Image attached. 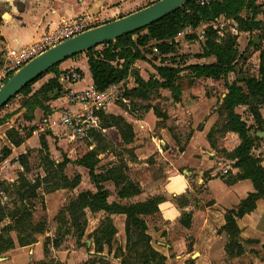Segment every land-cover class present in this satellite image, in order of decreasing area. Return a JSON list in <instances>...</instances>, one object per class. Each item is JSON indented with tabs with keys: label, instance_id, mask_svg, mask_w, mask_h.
<instances>
[{
	"label": "rangeland",
	"instance_id": "rangeland-1",
	"mask_svg": "<svg viewBox=\"0 0 264 264\" xmlns=\"http://www.w3.org/2000/svg\"><path fill=\"white\" fill-rule=\"evenodd\" d=\"M243 16L247 17L246 14ZM233 30L232 23H228L220 39L224 45H231L235 50V70L218 80L196 79L187 69L189 66L187 64L191 65L195 62L192 57L199 52V48L195 49L196 51L182 50L185 54L180 53L181 49H178V54L181 55L174 58L150 57L160 66L175 65L180 70L181 79L178 81L180 90L176 92L175 97L170 90L160 87L139 89L128 98L139 106L134 108L135 112L132 114L135 119H141L145 115L143 108L150 106L155 110V117L159 121L155 125L147 124L140 129L136 126V122H133L136 127L135 137L132 144L128 146L123 144L115 129L105 130L104 136L112 143L104 152L101 151L96 158L90 160V163L94 164V174L98 176L97 180H93L89 171L79 166L78 163L97 146L99 148L94 138L90 136V132L97 128L100 121L93 122L89 118L91 115L96 117L99 111L85 114L75 131L66 130L62 125V129H56L54 133L45 130L27 147L23 146L12 151V155L0 164V205L7 206L11 211L15 209V206L22 209L23 204L30 208L32 217L21 236L34 234L35 243L24 248L17 245L15 248L17 250L0 255V264H41L43 262L46 264H121L123 258L128 264H143L145 261V256L142 254L144 244H135V242L127 244L126 219L116 214L114 208L108 215L102 212L94 215L89 213L87 215L88 224L84 223L85 219H81L77 222L79 225H73V220L69 215L70 205L83 193L97 194L99 185L103 188L110 207L130 206L159 199L158 212L144 217V220L148 228L147 234L151 238L150 246L156 252L161 251L167 255H163L166 264H264V250H260L261 246L253 241L247 243L251 246L245 258L233 260L228 255V257H221L219 253L210 254L206 246L203 249L193 250L192 244L189 246L185 243L182 234L191 226L192 209L211 206L214 203L207 189L210 179L222 172L226 175L225 183L229 185L236 181L241 172L236 167L241 141L231 129L233 118L225 102L229 94L228 86L233 83L243 88L245 95L241 105L234 108V114L245 124L248 135L253 140L252 156L261 164L264 162V96H250L245 85L236 82V79L242 78L243 75L259 73V57L262 56L263 49L262 46H255V49L251 46L243 53V48L236 43ZM133 38L136 40L137 36ZM104 49V46H99L94 49V52H102ZM256 51L258 55H255ZM159 60L162 63H159ZM134 72L136 73V70ZM156 76L157 74L149 75V78ZM43 87L41 81L35 83L0 110L2 125L0 127V155L2 149L8 147L6 145L8 142L4 137L8 130L14 129L20 136H28L30 131L39 129L40 123L43 124L44 117L38 111L39 109L43 110L46 115L51 114L48 104L53 100L54 93L50 94L48 90L43 91ZM113 100L117 105L124 107L120 97H115ZM123 109L129 110L128 108ZM74 112L80 113V108L75 107ZM256 114H260V120L256 118ZM209 117L213 118V124L211 123L212 127L208 128L206 133L207 149L205 150L208 155L205 156L215 161L216 164L213 171L198 172L189 165H185V161L179 158V152L185 149L195 130L203 131ZM165 138L173 139L175 144L172 146L163 144ZM41 139L44 140L46 147L41 146ZM23 154H27L28 157V172L18 161L19 156ZM64 160L69 163L65 165L62 173H58L68 179V182L64 183L65 188L46 195L39 190L37 199L21 200V196L27 189L17 190L15 188V185L21 186V178H25L29 184L33 185L38 178L46 176L47 169L52 174L58 171L57 166L63 164ZM116 166L122 168L127 180L134 184L136 190L140 191L139 195L123 200L119 197V193L121 188L126 186L127 181L122 178L117 187L112 181L103 180L112 168L117 169ZM175 178L181 186L183 184L189 186L188 195L176 192L178 196H171L168 190L169 184L171 179ZM218 187L220 188V185ZM257 204L264 205V193L256 199L255 205ZM170 207L179 209L180 217L178 215L174 217L178 220V224H170V226L167 225V229H163L160 209L166 210ZM215 211L221 213L218 218L223 217L224 222L217 221ZM227 211V209L224 211L219 208L212 210L211 216L215 220L213 221L215 225L207 229L210 234H213L211 237L217 233L219 235L229 233L225 230ZM208 214L211 213L208 212ZM106 218L111 220L116 233L113 236L111 248L104 246L103 253L96 254V238L101 237L100 231L106 224ZM9 222L6 220L4 224ZM253 223L255 224L253 228H249L250 235L261 236L264 231V221L260 223L257 218ZM4 224H0V229ZM95 231H97L96 238L93 235ZM168 233L171 234V240H167L170 250L161 249L164 247L162 245L166 244L162 237ZM10 236L17 241L16 232H11ZM45 242L48 246V256H45L43 252ZM53 242H57V248L53 247ZM40 248L41 254L38 251Z\"/></svg>",
	"mask_w": 264,
	"mask_h": 264
},
{
	"label": "trees",
	"instance_id": "trees-1",
	"mask_svg": "<svg viewBox=\"0 0 264 264\" xmlns=\"http://www.w3.org/2000/svg\"><path fill=\"white\" fill-rule=\"evenodd\" d=\"M257 1L258 0H206L203 2L202 0H192L183 8L146 29L134 32L133 34L125 36L115 42L103 45L105 49L102 52H94L93 49L84 53L88 58L89 71L92 76L94 89L99 93H105L110 88L127 80L133 63L137 60H145V54H152L151 48H155L160 56L177 54L179 46L176 44L175 40L184 30L189 28L197 29L201 26L209 25L217 19L224 18L235 22L240 32L252 34L261 32L263 34L264 25L260 21H257L258 15L260 14V7L257 5ZM243 14H246L247 17H244ZM134 36H137L136 40L133 38ZM204 41L203 53L198 57L206 58L214 56L217 62L211 65L188 66L187 69L194 78L218 80L225 77L229 72L235 70L234 62L236 54L231 45H224V42L220 39L218 34L210 28H207L205 32ZM152 44L154 46H152ZM58 67L59 65L49 70L32 84L25 87L20 93L28 90V88L40 81L45 75L53 73L55 74V78L51 79L47 85H44L43 91L47 92L48 90L50 94L54 93L52 97L53 100L63 97L64 90L59 83L60 73L58 72ZM259 68L258 74L243 75L241 76L242 78L236 79L237 83H243L245 85L250 96H264V53H262V56L260 57ZM154 69L157 72L159 79L150 78L148 82L140 78L138 73L132 72L135 76L137 89L129 92L127 91L124 97L128 99L139 89H149L154 87L170 90L176 97V92L180 90L178 84V81L181 79L180 70L170 66H160L155 67ZM78 72L81 73L80 71ZM228 90L229 94L226 96L225 102L227 104V109L230 110V116L233 118L231 129L238 135V138L241 141L238 151V164L236 166L241 172L236 181L229 185L225 183L226 175L222 172L210 180L220 179L227 186H233L240 181L250 180L254 186L255 193L250 194L249 197L241 203L238 210H229L225 216V230L229 231V233L231 232V234L226 233L228 237L226 252L230 258H238L243 255L244 249L238 241L240 229L237 226V220L249 215L256 209L255 201L259 195L264 193V166L252 156L251 150L253 147V140L248 135L245 124L241 122L236 114H234V108L240 106L242 99L245 97L243 94V88L238 86V84L233 83L231 86H228ZM136 107L139 106H137L135 102L130 101L128 110L129 114H134V108ZM130 108L132 109L130 110ZM151 108L152 107L150 106L144 107L143 110L145 114H147ZM102 110L103 109L97 113V118L100 121V124L96 129H93L90 132V136L94 138V141L99 145V148L97 146L94 151L88 153V155L78 163L79 166H82L89 171L93 180H97L98 176L94 174V164L90 163V160L96 158L101 151L104 152L110 146V143H112L106 138V136H104V131L115 129L123 144L126 146L132 144L135 137L132 126L126 122L123 117L109 115ZM153 111L154 114H156L154 109ZM256 118L260 120V114H256ZM30 135L22 137L14 129L9 130L6 133L9 143L16 149L21 148ZM40 141L41 146L46 147L44 140L41 139ZM183 151L184 150H181L180 152L182 153ZM11 155L12 150L8 147H4L0 155V164L5 162ZM27 159V154H23L18 158L19 163L26 172L29 171ZM68 163L67 160H64L63 164L57 166L58 171L54 174L50 173L51 171L47 169L48 173L45 171L46 176L44 178H38L33 185L29 184L25 178H21V186L15 185L17 190H24V188H27L21 196V200L23 201L26 199L33 201L37 199L39 190L46 195L65 188L64 183H67L68 179L66 176L59 174L58 172L62 173L63 168ZM116 167L117 169L112 168L108 174L103 177V180L112 181L117 187H119L121 179L124 178V180L127 181V184L125 187L121 188V192L119 193V197L123 200L139 195L140 191L138 189L136 190L134 184L127 180L121 170L122 168L119 166ZM96 184L99 183L96 182ZM131 191H133V193H131ZM17 193L20 194L19 192ZM159 203V199H154L145 203H138L130 206L114 205L113 207H110L107 203L106 194L103 191V188L99 185L97 186V194H81L78 199L70 205L69 215L73 220V225H79L77 222L81 219H85L84 223L88 224L87 215L89 213L94 215L98 212H102L108 215L111 213L112 208H114L116 214L122 215L126 219L127 244L132 242H135V244H144L142 254L145 256V261L143 264H166L165 257L156 252L150 246L151 238L147 234L148 228L144 220V217L158 212ZM21 206L22 209L15 206V209L11 211L7 206L2 207L0 205V224H4V221L6 220L10 221L9 223L4 224L0 229V255L14 250L17 245L20 248H24L35 243V238H33L34 234L21 236L24 228L30 222L32 217L30 208L24 204ZM105 221L106 224L102 226L100 231L101 237L96 238L97 231L93 233L96 238V254L103 253L104 246H107L108 249L111 248L113 236L116 233L115 228L111 224V220L106 218ZM11 232L17 233V241H14L10 236ZM132 234H134V236H132ZM56 243L57 242H53V247L55 248L58 247V244L56 245ZM43 252L45 256H48L49 251L46 242L43 247ZM41 264L46 263L43 262ZM121 264H128L125 258L122 259Z\"/></svg>",
	"mask_w": 264,
	"mask_h": 264
},
{
	"label": "crops",
	"instance_id": "crops-1",
	"mask_svg": "<svg viewBox=\"0 0 264 264\" xmlns=\"http://www.w3.org/2000/svg\"><path fill=\"white\" fill-rule=\"evenodd\" d=\"M157 1L159 0H0V63L4 61V58L8 52H16L20 48L32 44L44 32L50 29H55L65 22H69L76 18H86L92 23L94 29L104 24L124 18L132 13L150 6ZM258 1L259 3L262 2V0ZM221 19L226 20L224 18ZM202 29L203 26L197 29H186L175 40L176 44L179 46L178 49H181L180 53L185 54L182 52L184 49H192L193 51H196L195 49L199 48V52H197L195 56L192 57L195 62L191 63V65H211L217 62L214 56L206 58L198 57L203 53L204 37H201L200 35ZM233 31L234 37L236 38V43L239 44L241 48H243V53L251 46L253 48L255 46H259L255 44L256 37L252 33L240 32L237 27H234ZM253 38L255 39L253 40ZM153 44L152 46H154ZM155 50V48H151L152 54H145V60L135 61L131 66L128 79L121 84L110 88L106 92L107 95H111V97L109 101L104 104L103 110L105 113L123 117L126 122L132 126L134 133L136 127L133 122H136V126H138L140 129L145 127L144 125L148 124L152 126V124L155 125L157 121H159V119L157 120L155 117L153 108H151L147 114L143 115V117L138 120L135 119L133 115L129 114L127 110L123 109H129L130 105V100L124 97V92L137 89L135 76L132 72L136 70V73H138L139 77L146 82H148L150 79L149 75L157 74L154 68L160 67V65L150 59V57L155 58L160 56L158 51L156 50L157 52H155ZM254 53H256L255 55H258L257 51ZM180 55L181 54L177 53L175 55L160 57L161 59H168L169 57L174 58ZM151 63L154 66L151 65ZM159 63H161V60H159ZM187 65L191 66L190 64ZM170 67L177 68L175 65H170ZM71 70L81 72H78L81 75V80L78 83L72 85L67 83L65 80L66 73ZM58 72L60 73L59 83L64 90V95L57 100L49 102L48 107L51 109V114L46 115L43 110H38L44 117L43 124H39L38 130L30 131L31 135L23 144L24 147H27L29 143H31L38 135H40V133L45 130L50 132L52 131V133H54L56 132V129H62L61 123L59 121L62 113L67 110L75 111V107H72L68 102L70 93L94 90L92 76L89 71L88 58L85 54H81L63 62L59 65ZM53 78H55V74L49 73L42 78L43 80L41 79L40 81L43 83V85H45L46 82H49ZM155 78L159 79L158 74ZM204 79L205 78H202L201 80ZM115 97H120L124 107L117 105L115 103L116 99L114 102L113 99ZM184 108L185 107H183V109ZM212 121L213 118L209 117L208 121L205 123L203 131L200 132L195 130L192 133L184 151L182 153L179 152V158L185 161V165H189V167L196 169L198 172H209L213 171L215 168L216 162L205 156L206 154L208 155L206 152L207 150H205L207 149L206 133L208 128L212 127ZM4 137L8 142V144H6L8 148L14 151L16 148L9 143L6 134ZM164 141L165 142H163V144L166 143L168 146L175 144L173 139L169 140L165 138ZM262 165L264 166V162ZM180 184L181 183L179 182L177 183L176 178L173 180L171 179L169 184L170 187L168 189L170 190L171 196H178L176 192H180L181 194L183 193V195H188L187 189L189 186L185 184L181 186ZM214 185H216V187ZM218 185H220V188ZM207 189L214 203L211 206H200L199 208L192 209L193 213L191 226L189 229H185L182 234L184 235L185 243L189 244V246L192 244L191 248H193V250L196 248L203 249V247L206 246L209 249L210 254L219 253V256L221 255V257H224L227 256V234L223 233L222 235H219V233H217L214 235V237H211L213 234H210V232L207 231V229L215 225L213 222L215 220L213 216H211L213 213L212 210L216 208L224 211L225 209L228 211L238 210L241 203L246 200L250 194L255 193V189L250 180L240 181L233 186H227L220 179L210 180L208 182ZM160 211V219L162 220L161 222L163 229H167V225L170 226V224H178V220L174 217L176 215L179 216V209L177 210L174 207H170L166 210L160 209ZM208 212L211 214H208ZM214 214L216 215L215 218L218 219L217 221H219V223L224 222L223 217L218 218L220 217L221 213L215 211ZM257 218L260 223L261 221H264V205L262 204H257L256 209L252 213L246 215L242 219L237 220V226L240 229L238 241L242 245L244 253L241 257L232 258L233 260L245 258L246 254L249 253L248 249L251 244L249 245L247 243H250V241L258 243L259 246H261L259 249L264 250V231H262L261 236L258 237H256L255 234L250 235L251 230L249 228H253V225H255L253 222H255ZM222 225L223 224H221V226ZM170 237V233H168L165 237H162L163 242L166 244H163L162 246L164 247L161 249L168 248L170 250L169 244H167V240H171ZM211 238L213 240H211ZM38 251L40 254L42 253L41 248ZM159 253L167 256L161 251ZM169 253L171 252L169 251Z\"/></svg>",
	"mask_w": 264,
	"mask_h": 264
},
{
	"label": "water",
	"instance_id": "water-1",
	"mask_svg": "<svg viewBox=\"0 0 264 264\" xmlns=\"http://www.w3.org/2000/svg\"><path fill=\"white\" fill-rule=\"evenodd\" d=\"M192 0H159L124 18L89 30L39 56L0 87V110L28 85L68 59L146 29ZM255 44L259 45V37Z\"/></svg>",
	"mask_w": 264,
	"mask_h": 264
},
{
	"label": "built area",
	"instance_id": "built-area-1",
	"mask_svg": "<svg viewBox=\"0 0 264 264\" xmlns=\"http://www.w3.org/2000/svg\"><path fill=\"white\" fill-rule=\"evenodd\" d=\"M257 5L260 7V14L257 21L264 25V0ZM230 21V22H229ZM217 19L209 25H204L200 32L201 37L205 36L207 28L212 29L218 36L222 37L226 31L228 23L231 20ZM236 28L237 25L232 23ZM93 29V25L86 18H76L69 22H65L55 29H50L44 32L32 44L20 48L16 52H8L4 61L0 63V87L15 73L20 71L23 67L29 64L34 59L48 52L49 50ZM234 32V31H233ZM256 38L259 37V46H262L264 53V32H257L253 34ZM255 38H253L254 40ZM155 52H157L155 50ZM260 59V57H259ZM260 61V60H259ZM65 80L69 84H76L81 80V75L74 71H68L65 75ZM111 95L107 93H99L94 90H86L83 92H72L68 97V102L72 107H79L80 113H75L72 110H67L60 116V123L66 130L75 131L79 124L82 122L83 116L91 111H100L103 109L104 104L109 101ZM93 122L98 121L97 116L89 117Z\"/></svg>",
	"mask_w": 264,
	"mask_h": 264
}]
</instances>
